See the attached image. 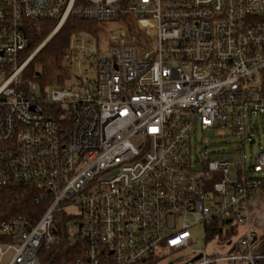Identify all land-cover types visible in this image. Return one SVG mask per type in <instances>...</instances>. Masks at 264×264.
Wrapping results in <instances>:
<instances>
[{
	"label": "built area",
	"instance_id": "2783aa9c",
	"mask_svg": "<svg viewBox=\"0 0 264 264\" xmlns=\"http://www.w3.org/2000/svg\"><path fill=\"white\" fill-rule=\"evenodd\" d=\"M72 15L100 24L129 16L153 43L137 48L115 31L101 46L74 34L62 60L69 74L78 63L71 86L24 80L45 44L27 57L31 38L46 21L58 22L56 34ZM0 77V190L29 186L44 209L36 221L0 222V264H41L63 212L84 247L62 264L200 254L197 225L245 227L239 251L204 253L198 264L264 261L249 207L264 186V150L250 161L194 159L191 143L199 128L258 143L247 123L264 116V0H0Z\"/></svg>",
	"mask_w": 264,
	"mask_h": 264
},
{
	"label": "rangeland",
	"instance_id": "374dc122",
	"mask_svg": "<svg viewBox=\"0 0 264 264\" xmlns=\"http://www.w3.org/2000/svg\"><path fill=\"white\" fill-rule=\"evenodd\" d=\"M133 19H129L132 22V25L131 22L128 23L126 19L119 20L118 22L109 23V24L102 23L103 24L102 26L104 27L103 30L98 31V35H92L90 33L88 34H90L94 39H96L99 45L104 46L108 41L110 32H115V31L125 32L128 43L130 45L135 46L137 48H143L144 46L147 48L149 47L151 48V45L153 43L152 36L148 35L146 31L141 30L138 22L135 19L134 20ZM57 26L58 25H56V28ZM78 33H84V32H78ZM51 36H49L46 39V41ZM82 64L87 68L90 67V63H88L86 59L83 60ZM36 70L43 76L42 79L46 81V85H45L46 91L53 88L55 85H58V81L60 79L62 80L61 82L63 85H59V86H64V85L71 86L75 82L76 77H78L80 73L77 61L74 62L73 72L70 74L68 72V69L64 67L62 61H61V69L59 70H56L55 68L51 67L50 64H47L45 68H43V66L41 65H38L36 67ZM70 75L71 78L69 77ZM4 81L5 78L0 77V85L3 84ZM39 91L40 88L39 86H37L36 92ZM251 128H253L254 130V135L255 138L258 139V143L251 146L250 143L248 142L245 145V147H243L242 140L238 136H231L229 133L225 131H216V130L202 131L199 128L196 132L192 134V138H191L192 156L195 159L196 156L201 157L202 154L204 155V154L218 153V155L213 156V159L217 160L221 158L220 156L222 153L231 152L233 153V159L235 162L242 161L243 154L247 156L248 161H250L251 158L255 159L258 156V154L262 150H264V116L259 117L256 115H252L251 124L249 125V123H247V130L250 131ZM238 228L239 230L237 236L233 237L227 243H223L222 241L220 242L218 239L209 241L207 238L205 227L203 225H197L192 230V233L194 235L192 249L200 250L203 253L193 254L190 250H186L178 254H173V255L168 254L167 256L160 258L157 264H198L202 262L204 258V253H206L209 258H213V257L226 258L229 255H231L232 248L236 244H240L245 236V227H238ZM79 232H80V226L73 225L72 233L77 236ZM224 233L226 234L227 231ZM219 264H226V263L221 262Z\"/></svg>",
	"mask_w": 264,
	"mask_h": 264
},
{
	"label": "trees",
	"instance_id": "16d2710c",
	"mask_svg": "<svg viewBox=\"0 0 264 264\" xmlns=\"http://www.w3.org/2000/svg\"><path fill=\"white\" fill-rule=\"evenodd\" d=\"M123 19H126V21L130 23L131 21L129 19L133 18L129 16L120 18V20ZM57 24V21L44 22L43 32L40 35H34L31 38L30 47L26 50L25 56L28 57L37 50L46 39L53 34ZM102 25L103 24L95 21L82 20L78 16H70L59 32L31 61L22 74V78L27 80L37 75V73H39L36 70L38 65L45 68L47 64H50V66L56 70L61 69V61L69 48L71 37L78 32L98 35V31L103 30L104 26ZM39 78V84L45 87L46 81L42 79L43 76L41 74L39 75ZM61 81V79L58 81V85H63ZM262 189H264V186ZM34 198V191L29 186L0 190V222L12 217H28L35 221L38 220V218L44 213V209L35 203ZM73 219L74 218L65 212L57 214L54 233L58 238V244L49 251H40L41 264L70 263L81 254L79 248L84 247V245L72 241L70 238L72 230L67 226V222L73 221ZM205 229L209 241L218 239L223 243H227L233 237H236L239 230L238 226H234L225 234L223 231L216 228L215 225L205 226ZM234 247L239 251L237 244ZM157 262L158 261L156 260H151L150 264H156ZM259 264H264V261L259 262Z\"/></svg>",
	"mask_w": 264,
	"mask_h": 264
},
{
	"label": "crops",
	"instance_id": "0c3cea01",
	"mask_svg": "<svg viewBox=\"0 0 264 264\" xmlns=\"http://www.w3.org/2000/svg\"><path fill=\"white\" fill-rule=\"evenodd\" d=\"M249 207L253 219L251 229L256 236L254 252L264 253V189L259 191Z\"/></svg>",
	"mask_w": 264,
	"mask_h": 264
},
{
	"label": "water",
	"instance_id": "95a60500",
	"mask_svg": "<svg viewBox=\"0 0 264 264\" xmlns=\"http://www.w3.org/2000/svg\"><path fill=\"white\" fill-rule=\"evenodd\" d=\"M55 34H53L46 42H45V44L43 45V47L40 49V51L50 42V40L53 38V36H54ZM40 51L38 52V53H40ZM37 53V54H38ZM36 54V55H37ZM40 74L39 73H37V76H39ZM254 143V141L252 142V144ZM228 223H230L229 221H228Z\"/></svg>",
	"mask_w": 264,
	"mask_h": 264
},
{
	"label": "bare ground",
	"instance_id": "6f19581e",
	"mask_svg": "<svg viewBox=\"0 0 264 264\" xmlns=\"http://www.w3.org/2000/svg\"><path fill=\"white\" fill-rule=\"evenodd\" d=\"M41 78V77H40ZM40 78H39V80H40Z\"/></svg>",
	"mask_w": 264,
	"mask_h": 264
}]
</instances>
